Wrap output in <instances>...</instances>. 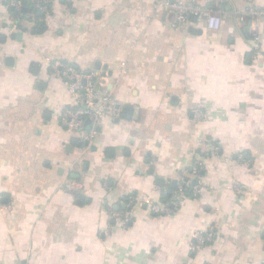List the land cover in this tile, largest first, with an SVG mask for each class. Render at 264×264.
Returning <instances> with one entry per match:
<instances>
[{
    "label": "crops",
    "instance_id": "1",
    "mask_svg": "<svg viewBox=\"0 0 264 264\" xmlns=\"http://www.w3.org/2000/svg\"><path fill=\"white\" fill-rule=\"evenodd\" d=\"M153 1L51 0L13 32L0 4V264L264 262V16L239 20L264 0H194L218 29L176 27ZM55 60L97 71L122 105L88 142L59 121L72 98ZM196 161L202 192L152 211ZM210 226L216 238L191 250Z\"/></svg>",
    "mask_w": 264,
    "mask_h": 264
},
{
    "label": "built area",
    "instance_id": "2",
    "mask_svg": "<svg viewBox=\"0 0 264 264\" xmlns=\"http://www.w3.org/2000/svg\"><path fill=\"white\" fill-rule=\"evenodd\" d=\"M51 0H28L33 9L43 16L47 13ZM0 4L8 11L6 22L9 32L19 30L20 24L29 20L32 24L33 13H24L22 0H0ZM153 9L158 11H168L175 15V26L181 27L188 24L192 19L205 20L206 27L210 29H218L220 17L207 7L188 0L186 2L170 1V0H154ZM245 14L252 17L264 16L263 9L250 8L246 12L239 14V20L243 21ZM39 20L43 18L39 17ZM252 40L251 56L257 60L261 52V38L256 29L250 30ZM53 74L61 78L72 98V103L65 106L59 113V121L62 126L70 133L74 134L81 141H90L97 134V129L105 117L115 119L121 112L122 105L112 98L110 91L107 89L105 77H98L97 71L78 68L72 64L61 60L51 62ZM196 120H203L206 114L199 104L194 110ZM90 122V127L85 126V122ZM216 145L211 146L210 150L217 152ZM202 165L201 162H195L190 166L186 173H180L176 178V188L172 195L164 202L151 203V210L159 214H170L175 211L182 198L186 197V190L189 189L192 197L198 196L203 188L199 182ZM78 187L77 183L70 182L66 184V189L73 192ZM237 188V186H234ZM10 204L7 207L10 208ZM122 226L127 227L128 217L125 212L112 214ZM217 235V230L210 226L205 230L197 231L192 236L190 242L191 250H197L210 242ZM261 264H264L261 263Z\"/></svg>",
    "mask_w": 264,
    "mask_h": 264
},
{
    "label": "trees",
    "instance_id": "3",
    "mask_svg": "<svg viewBox=\"0 0 264 264\" xmlns=\"http://www.w3.org/2000/svg\"><path fill=\"white\" fill-rule=\"evenodd\" d=\"M22 2H23V9H22V11L24 12V13H27V12H31V13H33V25L35 26L36 25V27L41 23V21L39 20V17H43V15L42 14H40V13H38L37 11H33V9H31V7H30V5H29V3H28V0H22ZM34 28V27H33ZM19 29L20 30H22L23 28H22V26H21V24H20V22H19ZM172 195V194H171ZM170 195V196H171ZM186 195L187 196H189L190 195V191H189V189H187L186 190ZM169 196V197H170ZM168 197V198H169Z\"/></svg>",
    "mask_w": 264,
    "mask_h": 264
},
{
    "label": "water",
    "instance_id": "4",
    "mask_svg": "<svg viewBox=\"0 0 264 264\" xmlns=\"http://www.w3.org/2000/svg\"><path fill=\"white\" fill-rule=\"evenodd\" d=\"M20 34H21V33L19 32V33L17 34V36L20 35ZM12 36H13V35H12ZM123 112L129 114V113L131 112V108H130V107H125L124 110H123ZM128 114H127L126 117H129ZM85 126H86L87 128L90 127V122H89V121H86V122H85ZM96 129L98 130L99 128H96ZM159 180H161V179H159ZM174 182H175V181H174Z\"/></svg>",
    "mask_w": 264,
    "mask_h": 264
}]
</instances>
